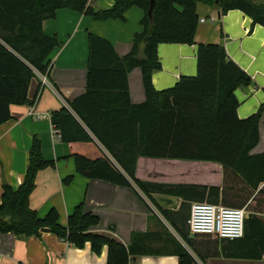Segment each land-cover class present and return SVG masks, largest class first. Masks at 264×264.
Segmentation results:
<instances>
[{
    "label": "trees",
    "instance_id": "obj_1",
    "mask_svg": "<svg viewBox=\"0 0 264 264\" xmlns=\"http://www.w3.org/2000/svg\"><path fill=\"white\" fill-rule=\"evenodd\" d=\"M90 0H0V125L10 120L11 105H31L28 88L36 74L46 75L49 56L58 46L55 37L46 36L42 22L67 9L93 20L124 19L131 7L142 12L141 31L133 36L128 54L119 57L105 39L88 34V59L85 92L51 114L52 127L64 143H91L94 140L109 156L90 159L73 154L75 172L90 180H102L119 187L137 188L153 206L152 195L180 200L176 210H159L162 217L195 251L188 238L187 213L190 205L207 202L246 210L243 236L225 240L221 255L228 259L261 260L264 255V212L259 210L264 196V153L252 154L259 141V121L264 104L245 119L236 115L235 91L251 84L250 77L227 59L217 44L196 46V74L180 77L166 90L156 91L152 73L160 69L159 44H194L198 25V3L216 7L220 15L239 10L253 25L264 27V0H113L110 9L94 10ZM264 50V45H263ZM139 68L145 101L131 104L128 74ZM138 158L210 162L223 169V184H164L140 181L135 177ZM53 162L44 161L40 142L34 138L27 156L21 184L5 185L0 202V234L12 233L29 238L47 229L75 248L90 245L98 255L107 247V264H129L134 256L153 255L147 234L133 233L125 246L113 238L90 232L99 223L97 215L74 207L66 226L58 224L55 209L39 218L29 207L37 173ZM72 177L65 179L69 183ZM239 185H242L241 187ZM157 208V207H156ZM195 236V235H194ZM209 244L201 240L200 243ZM158 253V252H157ZM178 264H195L192 255L177 246ZM218 256V251L207 252Z\"/></svg>",
    "mask_w": 264,
    "mask_h": 264
},
{
    "label": "crops",
    "instance_id": "obj_2",
    "mask_svg": "<svg viewBox=\"0 0 264 264\" xmlns=\"http://www.w3.org/2000/svg\"><path fill=\"white\" fill-rule=\"evenodd\" d=\"M94 10L110 9L113 0H90ZM198 25L192 45L159 44L157 57L160 69L152 73L156 91L173 87L180 77L196 74V46L217 44L224 48L227 59L235 63L251 79L248 86L235 91L238 100L236 115L245 119L264 104V27L239 10L220 15L218 8L198 3ZM142 12L131 7L124 19L93 20L91 17L67 9H59L51 19L42 22L46 36L55 37L58 46L51 52L48 74H36L28 88L31 105H11V118L0 125V202L5 185L16 189L22 182L28 151L32 140L40 142L41 154L53 166L40 170L35 188L29 197V207L39 218L50 209L58 213V224L66 226L67 217L75 206L98 216L99 223L90 232L113 238L127 246L133 233L147 234L146 245L156 253L134 256L129 264H178L177 246L188 251L195 264H264L261 260L228 259L221 255L225 244L213 236L192 235L195 251L186 244L137 188L119 187L102 180H90L75 172L73 154L95 159L108 153L94 140L91 143H64L53 134L51 114L67 108L68 102L86 89L88 34L107 40L121 57L129 53L133 36L141 31ZM204 22H199L200 20ZM213 19V21H211ZM131 104L145 101L142 74L139 68L128 74ZM259 141L252 154L264 153V110L259 121ZM72 177L69 183L65 179ZM135 177L140 181L164 184H194L218 186L223 184V169L210 162L138 158ZM240 187L242 185H239ZM180 200L178 202V207ZM250 200L247 207L253 205ZM177 207V208H178ZM190 210V209H189ZM246 210V209H245ZM264 217V216H263ZM201 240L209 244H198ZM218 251V256L207 252ZM158 252V253H157ZM107 247L98 255L90 245L75 248L49 232H39L29 238L12 233L0 234V264H107Z\"/></svg>",
    "mask_w": 264,
    "mask_h": 264
},
{
    "label": "built area",
    "instance_id": "obj_3",
    "mask_svg": "<svg viewBox=\"0 0 264 264\" xmlns=\"http://www.w3.org/2000/svg\"><path fill=\"white\" fill-rule=\"evenodd\" d=\"M199 22L202 23L204 20L201 19ZM53 134L58 140L60 139L59 132L54 128ZM245 217V208H229L207 202H197L190 205L187 227L192 235L235 240L243 236Z\"/></svg>",
    "mask_w": 264,
    "mask_h": 264
},
{
    "label": "water",
    "instance_id": "obj_4",
    "mask_svg": "<svg viewBox=\"0 0 264 264\" xmlns=\"http://www.w3.org/2000/svg\"><path fill=\"white\" fill-rule=\"evenodd\" d=\"M154 5V0H150V8L148 10V15L151 16V11ZM1 182L4 183L3 176L0 177ZM151 200L154 202L159 210H176L178 207L179 199L175 197H168L163 195H152ZM41 232H48L47 229H41Z\"/></svg>",
    "mask_w": 264,
    "mask_h": 264
},
{
    "label": "rangeland",
    "instance_id": "obj_5",
    "mask_svg": "<svg viewBox=\"0 0 264 264\" xmlns=\"http://www.w3.org/2000/svg\"><path fill=\"white\" fill-rule=\"evenodd\" d=\"M256 201L259 202L261 201V206L259 208V210L263 211L264 212V196H256ZM254 208V204L253 205H250L248 206V208L246 210H252ZM190 209V208H189ZM189 209L187 211V213L189 214ZM247 214V213H246Z\"/></svg>",
    "mask_w": 264,
    "mask_h": 264
}]
</instances>
